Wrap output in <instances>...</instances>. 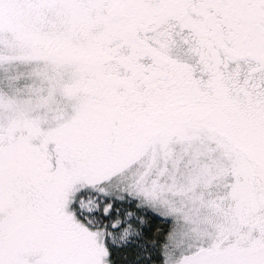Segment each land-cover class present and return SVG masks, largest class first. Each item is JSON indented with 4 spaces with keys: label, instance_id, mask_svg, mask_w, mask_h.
Instances as JSON below:
<instances>
[{
    "label": "snow or ice",
    "instance_id": "snow-or-ice-1",
    "mask_svg": "<svg viewBox=\"0 0 264 264\" xmlns=\"http://www.w3.org/2000/svg\"><path fill=\"white\" fill-rule=\"evenodd\" d=\"M0 264H264V0H0Z\"/></svg>",
    "mask_w": 264,
    "mask_h": 264
}]
</instances>
